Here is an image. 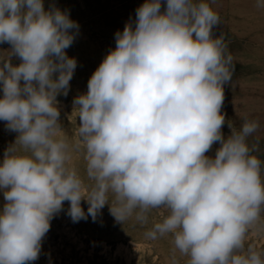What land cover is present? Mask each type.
<instances>
[{"label": "clouds", "instance_id": "1", "mask_svg": "<svg viewBox=\"0 0 264 264\" xmlns=\"http://www.w3.org/2000/svg\"><path fill=\"white\" fill-rule=\"evenodd\" d=\"M219 24L204 0H166L163 10L145 0L74 98L79 138L70 143L58 135L57 96L68 95L77 67L66 49L79 25L43 0H0V44L11 46L0 49V120L18 133L0 163V264L38 260L65 201L74 223L95 222L106 204L121 224L135 216L146 225L165 210L145 236L170 234L187 264H264L244 246L264 210L262 162L247 143L259 122L229 124L226 139L221 131L233 58L214 35ZM72 150L83 153L87 186Z\"/></svg>", "mask_w": 264, "mask_h": 264}, {"label": "rangeland", "instance_id": "2", "mask_svg": "<svg viewBox=\"0 0 264 264\" xmlns=\"http://www.w3.org/2000/svg\"><path fill=\"white\" fill-rule=\"evenodd\" d=\"M45 9L55 5L68 12L70 19L79 25L75 40L66 49L67 55L77 61L70 81L68 95L57 96L60 111V131L70 143L78 138L79 108L75 97L87 92L91 75L111 49L116 46L115 33L123 31L126 23L135 21L136 9L145 0H43ZM220 17L214 28L215 36H222L227 45L226 53L232 56L230 83L224 86L221 113L225 123L221 129L225 139L231 135L229 124L239 131L246 120H256L259 128L247 137L249 147L255 146L262 162L261 178L264 181V9L256 7V0H204ZM166 0H162V10ZM7 43L0 49H10ZM18 65L20 59L13 57ZM3 93L0 90V98ZM18 133L9 131L6 122L0 120V163L5 150L15 142ZM219 143L213 145L207 155H214ZM71 166H75L85 181L86 162L82 151L70 152ZM111 201V197H110ZM5 201L0 191V209ZM69 202L51 220V227L43 242L39 259L30 264H187L188 257L173 251L171 235L156 240L146 238L145 233L154 223L162 222L167 212L154 209L149 222L141 225L135 216L122 224L109 211V205L101 209L95 222L87 220L74 223L67 215ZM87 213L88 203L81 201ZM245 250L252 246L264 253V210L260 221L251 228L245 239Z\"/></svg>", "mask_w": 264, "mask_h": 264}]
</instances>
